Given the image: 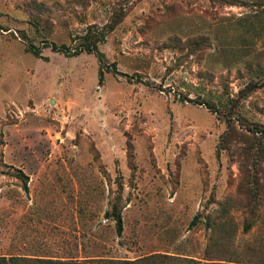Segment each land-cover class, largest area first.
Returning <instances> with one entry per match:
<instances>
[{"label":"rangeland","instance_id":"1","mask_svg":"<svg viewBox=\"0 0 264 264\" xmlns=\"http://www.w3.org/2000/svg\"><path fill=\"white\" fill-rule=\"evenodd\" d=\"M2 257L264 264V0H0Z\"/></svg>","mask_w":264,"mask_h":264},{"label":"trees","instance_id":"2","mask_svg":"<svg viewBox=\"0 0 264 264\" xmlns=\"http://www.w3.org/2000/svg\"><path fill=\"white\" fill-rule=\"evenodd\" d=\"M106 33L102 29H96L93 31V27H88L86 32L78 36L77 39H79V42H76L73 47L62 44V45H56L52 44V48L54 50H61L64 51L66 54L70 55H76L81 53L82 51L87 52H98V43L103 40ZM26 50L29 52H32L37 57L41 56V51L38 47L34 46V44H31L30 46L26 47ZM100 82L103 80V72L100 71L99 75ZM114 219L116 220V231L118 234L122 233L123 230V223H122V217L120 213H117L114 215ZM195 222V220H192V224ZM249 228V225L245 226V230ZM150 258H137V259H123V260H116V259H106V258H90L86 257L84 259H40L37 258L35 260L31 259H20V258H14L11 257L9 259H6L5 257H2L1 264H143L147 262L148 260L152 259Z\"/></svg>","mask_w":264,"mask_h":264}]
</instances>
